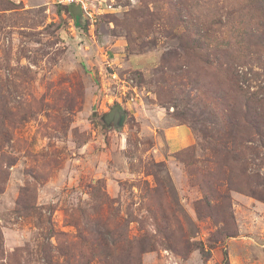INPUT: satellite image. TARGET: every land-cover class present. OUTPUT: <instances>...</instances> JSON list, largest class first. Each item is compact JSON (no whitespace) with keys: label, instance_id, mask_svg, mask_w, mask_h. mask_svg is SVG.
Returning <instances> with one entry per match:
<instances>
[{"label":"rangeland","instance_id":"obj_1","mask_svg":"<svg viewBox=\"0 0 264 264\" xmlns=\"http://www.w3.org/2000/svg\"><path fill=\"white\" fill-rule=\"evenodd\" d=\"M86 2L76 27L0 0V264H264V162L214 149L242 104L225 62L263 85L264 0Z\"/></svg>","mask_w":264,"mask_h":264},{"label":"trees","instance_id":"obj_2","mask_svg":"<svg viewBox=\"0 0 264 264\" xmlns=\"http://www.w3.org/2000/svg\"><path fill=\"white\" fill-rule=\"evenodd\" d=\"M65 9L74 20L76 27H81V20L84 17L85 13L82 7L78 4H71L66 5ZM246 35H248V33H242V37H246ZM261 40L264 41V32L262 34ZM220 52L226 54L225 56L231 55L228 50H220ZM225 56H222V58ZM222 58H219V65L223 64ZM239 61L240 60L238 59L233 61V59L231 58L225 62L227 67L232 68V70L234 71L233 73L236 80L238 98L242 100V104L229 106L225 110L229 115L226 116V119L229 120L228 122L230 124V129L227 132V135L223 136V134H218L219 136L222 135L220 137V140L230 137L231 142L229 144H226V142H224L223 146L216 144L217 148H214L215 151H217L218 154L221 155V158L217 160L220 169L224 168L225 165L229 166L230 164H232V162H237L238 160H240L239 156L245 155L247 153L246 151H248L252 156L249 157V161L252 162L254 166L257 165L255 163L256 160H259L261 163L264 162V155L262 153V149H264V78L262 79L263 85L257 86V91H252V89L254 88V81H257L262 74L259 72H254L252 68L250 70L248 69V71L242 70L243 67L239 64ZM249 74L252 77H250ZM252 135H256V139L252 137ZM247 144L251 145L248 146ZM248 178L251 182L249 184H262L264 186V177L260 174L255 173V171H252L251 175H249ZM201 185L204 184L201 183ZM252 191V193H255L256 195L257 191L254 190V188H252ZM262 195L258 197H263ZM204 198L210 205L212 211L215 212L217 209H215L214 205L212 204V201L215 199V191L213 189H210L209 192L204 195ZM108 235L109 234L107 233L106 227L101 226L100 223H97L96 228H93V240L107 241ZM54 236L55 233L52 229L49 235H47L46 237L49 240ZM113 241H115V238H113ZM50 244H48V246ZM1 250L0 236V252ZM42 252L45 255V262L53 264L51 250H47L44 248Z\"/></svg>","mask_w":264,"mask_h":264},{"label":"built area","instance_id":"obj_3","mask_svg":"<svg viewBox=\"0 0 264 264\" xmlns=\"http://www.w3.org/2000/svg\"><path fill=\"white\" fill-rule=\"evenodd\" d=\"M60 2L65 5L78 4L82 7L85 14H89V10H88L89 8L86 0H60Z\"/></svg>","mask_w":264,"mask_h":264},{"label":"flooded vegetation","instance_id":"obj_4","mask_svg":"<svg viewBox=\"0 0 264 264\" xmlns=\"http://www.w3.org/2000/svg\"><path fill=\"white\" fill-rule=\"evenodd\" d=\"M108 117H110L112 120L113 119H115V120L120 119L121 120L122 114L119 110H114L111 112V114Z\"/></svg>","mask_w":264,"mask_h":264},{"label":"water","instance_id":"obj_5","mask_svg":"<svg viewBox=\"0 0 264 264\" xmlns=\"http://www.w3.org/2000/svg\"><path fill=\"white\" fill-rule=\"evenodd\" d=\"M122 114V117H121V124H123L125 122V119H126V113L125 112H121Z\"/></svg>","mask_w":264,"mask_h":264}]
</instances>
